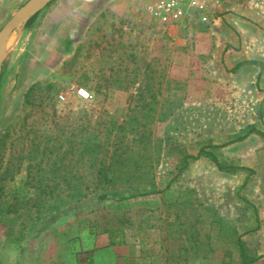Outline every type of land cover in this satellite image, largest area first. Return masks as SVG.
Returning <instances> with one entry per match:
<instances>
[{
    "label": "rangeland",
    "instance_id": "obj_1",
    "mask_svg": "<svg viewBox=\"0 0 264 264\" xmlns=\"http://www.w3.org/2000/svg\"><path fill=\"white\" fill-rule=\"evenodd\" d=\"M27 1L0 0V30ZM65 1L3 53L0 264H79L113 241L119 264H240L239 237L264 264V138L237 141L264 131V0L173 30L96 0L63 44L46 17Z\"/></svg>",
    "mask_w": 264,
    "mask_h": 264
},
{
    "label": "built area",
    "instance_id": "obj_2",
    "mask_svg": "<svg viewBox=\"0 0 264 264\" xmlns=\"http://www.w3.org/2000/svg\"><path fill=\"white\" fill-rule=\"evenodd\" d=\"M228 0H129L134 10L161 30L180 28L190 19L206 20L210 11L222 9Z\"/></svg>",
    "mask_w": 264,
    "mask_h": 264
},
{
    "label": "crops",
    "instance_id": "obj_3",
    "mask_svg": "<svg viewBox=\"0 0 264 264\" xmlns=\"http://www.w3.org/2000/svg\"><path fill=\"white\" fill-rule=\"evenodd\" d=\"M95 1L96 0H83V1L82 0H73V2L76 4L86 3L87 7H90L91 4ZM228 2L232 3V0H228L226 3H228ZM66 3H67V0L65 2L61 3L60 5H58L57 8H55L49 12V14L46 17L47 30H56L58 18L61 15H63L64 12L66 11V8H65ZM232 9L233 8L230 5L229 10L232 11ZM229 15L231 16V18L233 17V14H229ZM231 20L234 21V18H232ZM89 21H90V14L88 11L87 14L84 15L82 17V19L80 20L78 33H76L73 37L68 38L67 36L58 35L57 31L55 33V36L63 44L64 43L69 44L71 41L75 40L77 38V36H79L81 30H85ZM234 23L236 24L237 22H234ZM92 246H91L90 250H88V252H90L88 257L93 256L95 264H119L120 260L125 259V258L119 257L121 254H120V248L117 245L108 244L105 246L104 250H100V251H97V250L93 251L94 248Z\"/></svg>",
    "mask_w": 264,
    "mask_h": 264
},
{
    "label": "trees",
    "instance_id": "obj_4",
    "mask_svg": "<svg viewBox=\"0 0 264 264\" xmlns=\"http://www.w3.org/2000/svg\"><path fill=\"white\" fill-rule=\"evenodd\" d=\"M54 2V1H53ZM52 2V3H53ZM51 3V4H52ZM50 4V5H51ZM39 14H37L36 16H34L28 23L26 26H28ZM34 88V86H32L30 88V91ZM257 134L259 136H261L262 138H264V131L258 130L256 128H252L248 131V133L245 136L239 137L237 139V141H242L244 139H246L249 135L251 134ZM202 156H206L212 159L213 162L216 163L217 167L222 170V171H246L249 174L253 173V170L246 168V167H238V166H234V165H228V164H223L219 161L218 157L216 156L215 153L208 151L207 148H203L202 150L199 151L197 156H193V158H199ZM255 215H256V223L257 226L254 229L255 231H257L259 229V216L258 213L255 211ZM117 244H122V242L116 243V242H111L110 245H117ZM237 246L239 248V259H240V264H255L257 261H259L263 256H259V257H252L249 255L248 251L246 250L245 244L242 241V237H239L237 240ZM79 264H95L94 262V258L93 256H89L87 258L86 261L84 262H80Z\"/></svg>",
    "mask_w": 264,
    "mask_h": 264
},
{
    "label": "water",
    "instance_id": "obj_5",
    "mask_svg": "<svg viewBox=\"0 0 264 264\" xmlns=\"http://www.w3.org/2000/svg\"><path fill=\"white\" fill-rule=\"evenodd\" d=\"M53 1L55 0H28L0 30V73L4 49L11 34L19 28H25L34 16L46 9Z\"/></svg>",
    "mask_w": 264,
    "mask_h": 264
},
{
    "label": "clouds",
    "instance_id": "obj_6",
    "mask_svg": "<svg viewBox=\"0 0 264 264\" xmlns=\"http://www.w3.org/2000/svg\"><path fill=\"white\" fill-rule=\"evenodd\" d=\"M66 11L57 20L56 31L58 35L73 37L79 30V22L88 12L86 3L76 4L67 0Z\"/></svg>",
    "mask_w": 264,
    "mask_h": 264
}]
</instances>
